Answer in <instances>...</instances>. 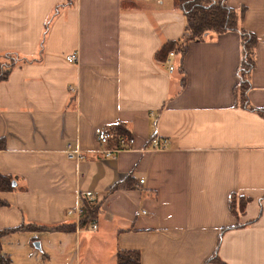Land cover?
<instances>
[{"label":"crops","instance_id":"0c3cea01","mask_svg":"<svg viewBox=\"0 0 264 264\" xmlns=\"http://www.w3.org/2000/svg\"><path fill=\"white\" fill-rule=\"evenodd\" d=\"M226 4L256 38L248 105L239 32L175 52L174 0H0L1 264H264V0ZM116 125L132 142L106 154L95 129ZM231 194L250 199L238 217Z\"/></svg>","mask_w":264,"mask_h":264},{"label":"trees","instance_id":"16d2710c","mask_svg":"<svg viewBox=\"0 0 264 264\" xmlns=\"http://www.w3.org/2000/svg\"><path fill=\"white\" fill-rule=\"evenodd\" d=\"M174 5L179 8L185 16V30L186 35L181 42L173 43L175 52H185L188 42L196 39H201L206 32L224 33L227 31H237L242 40V60L238 69V84L236 89L241 90V98L243 103L248 105L245 91L249 88L248 75L253 66V49L256 38L253 33L246 31L238 25L239 16L234 9L226 4V0H174ZM162 49L158 53V58L163 57L167 50ZM0 81L5 80L11 68L16 64V57L12 53H4L0 55ZM254 109L253 107H250ZM260 114L264 115V109L255 108ZM113 132V137L110 139L112 147L118 146V136L129 134L122 125H116L110 129ZM4 176L0 175V189L5 181ZM249 198L236 196L231 194L229 196V208L233 216L238 217L243 212L245 204L249 202ZM81 225L88 222H93L96 213V207L93 205H86L82 209ZM240 225H235L238 227ZM223 228L222 231L229 229ZM220 238L217 240L219 244ZM117 264H140V255L138 251H118L116 254ZM207 261L220 262L216 256V251L210 256ZM1 264V263H0Z\"/></svg>","mask_w":264,"mask_h":264},{"label":"built area","instance_id":"2783aa9c","mask_svg":"<svg viewBox=\"0 0 264 264\" xmlns=\"http://www.w3.org/2000/svg\"><path fill=\"white\" fill-rule=\"evenodd\" d=\"M169 55L173 56L174 54L171 52V53H169ZM76 59L77 58H76L75 54H71V55L66 56V60L69 61V62H74V61H76ZM173 69H174L173 65H169L168 66V70L170 72L173 71ZM95 136H96L97 140L100 143L103 144V143H106L110 138L113 137V132H111L110 130L101 128V127H97L95 129ZM131 142H132V138L129 137L128 135H119L118 136V143H119L120 146L118 148H116V149H109V150L104 149L103 152L106 153V154H111L113 152H118L120 150H124V149L126 150V149L129 148ZM152 143H153V146L156 147V148L159 145L156 139H153ZM78 155H79V151H77V150L76 151H66L65 152V156L66 157H74V156L77 157ZM138 183H139V185H142L144 183V179L143 178L140 179ZM85 195L87 197H91L92 196L91 192H86ZM74 212H75L76 215H78L81 212V209L79 208V206H77L76 208L68 211V213H74ZM144 213L145 212L143 210H139L137 212V214H144ZM76 220L78 222V217L77 216H76ZM95 228H96V226L92 225V229H95Z\"/></svg>","mask_w":264,"mask_h":264},{"label":"water","instance_id":"95a60500","mask_svg":"<svg viewBox=\"0 0 264 264\" xmlns=\"http://www.w3.org/2000/svg\"><path fill=\"white\" fill-rule=\"evenodd\" d=\"M35 246H36L37 248H39V247H40L38 242H37V243H35Z\"/></svg>","mask_w":264,"mask_h":264},{"label":"rangeland","instance_id":"374dc122","mask_svg":"<svg viewBox=\"0 0 264 264\" xmlns=\"http://www.w3.org/2000/svg\"><path fill=\"white\" fill-rule=\"evenodd\" d=\"M0 59H2V58L0 57Z\"/></svg>","mask_w":264,"mask_h":264}]
</instances>
